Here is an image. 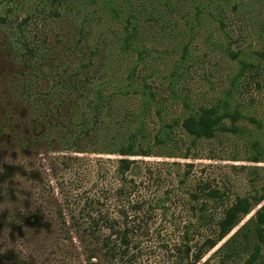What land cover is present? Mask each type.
I'll use <instances>...</instances> for the list:
<instances>
[{
  "label": "rangeland",
  "instance_id": "1",
  "mask_svg": "<svg viewBox=\"0 0 264 264\" xmlns=\"http://www.w3.org/2000/svg\"><path fill=\"white\" fill-rule=\"evenodd\" d=\"M77 5L60 17L44 10L41 0H0V264H112L99 242L77 230L64 205L72 194L61 186L79 175L70 169L55 174L59 163L53 158L73 153H47L37 140L46 129L39 100L49 102L47 94L54 99L59 75L88 60L94 63L92 75L104 79L112 72L124 79L136 67L137 82L143 86L145 80L166 99L165 122L229 96L228 107L241 112L237 132L195 139L177 128L175 143L163 150L175 157L144 161L192 164L193 177L225 194L224 205L264 194V0H85ZM127 28L137 31L132 48L124 51L114 43L124 39ZM104 61L114 70L109 64L99 68ZM162 122L157 115L147 119L151 129ZM81 156L88 164L117 159ZM82 177L92 185L88 173ZM222 209V203L212 208V217ZM194 217L177 208L169 220L178 225ZM160 225L157 217L155 228ZM199 232L196 239L203 235ZM179 234L174 224L156 231L143 244L137 264H173ZM225 241L199 264H221L224 256L217 251ZM255 242L238 248L226 264H247ZM253 264H264V248Z\"/></svg>",
  "mask_w": 264,
  "mask_h": 264
},
{
  "label": "trees",
  "instance_id": "2",
  "mask_svg": "<svg viewBox=\"0 0 264 264\" xmlns=\"http://www.w3.org/2000/svg\"><path fill=\"white\" fill-rule=\"evenodd\" d=\"M79 1L85 3V0H41V4L44 10L62 17L74 5V9L79 8ZM26 22L27 19L23 23ZM136 31L127 28L124 39L116 41L114 47L129 51ZM29 52L33 53L30 49ZM109 62H102L99 68H106L107 64L110 68ZM93 65L92 60H88L79 64L73 73L59 75L54 99L47 94L50 101L43 103L40 99L38 103L46 129L37 140L42 139L47 153L76 154L55 157L53 161L59 163L55 174L70 169L79 175L61 186L62 192L64 186L72 194L64 205H68L69 218L77 230L99 242L104 259L110 263L137 264L143 255V244L156 231H166L174 224L180 234L174 245L173 264H199L240 227L218 249L224 256L221 264L237 256L238 248L246 249L256 240L247 261V264L255 263L264 248V194L237 197L224 205L225 194L205 179L193 177L192 164L144 161L148 157L174 158L172 153L163 150L175 143L177 128L195 139H214L219 131L237 132L235 124L241 112L231 111L229 96L227 100H219L217 105L201 107L187 116L165 122L166 99H160L145 80L143 86L142 82H137L136 67L124 79L113 72L109 76L104 74V79L92 75ZM171 92L176 95L173 87ZM182 104L189 108V104ZM154 115L159 116L161 122L163 119L157 129L147 124V119ZM85 154H105L117 159L98 158L88 164L87 158L81 156ZM82 166L83 173L79 171ZM84 173L92 177V185L82 177ZM176 202L180 205L172 207ZM220 203L223 206L220 216L212 217V208ZM257 206L261 208L254 217L241 226ZM177 208L194 213L196 219L178 225L170 221ZM157 217L161 218L160 229L155 228ZM199 231L203 235L196 239Z\"/></svg>",
  "mask_w": 264,
  "mask_h": 264
}]
</instances>
